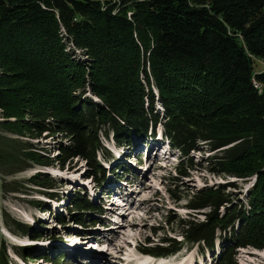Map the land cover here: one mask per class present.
<instances>
[{"label":"trees","instance_id":"obj_1","mask_svg":"<svg viewBox=\"0 0 264 264\" xmlns=\"http://www.w3.org/2000/svg\"><path fill=\"white\" fill-rule=\"evenodd\" d=\"M157 123L179 153V175L193 167L190 150L203 144L212 151L210 172L254 181L245 202L226 190L233 180L187 193L189 211L169 228L183 239L163 232L140 249L165 255L184 240L211 248L217 230L214 264H236L241 246L264 248V0H0L1 191L26 194L35 186L63 201L43 169L24 188L3 178L33 164L61 169L80 157L84 177L100 184L105 169L96 155L108 154L100 133L128 146ZM42 134L64 137L55 154L38 143ZM68 208L100 210L79 192ZM82 212H72L75 222ZM57 218L63 221L61 211ZM4 222L29 235L27 223L6 215ZM0 264H11L2 239Z\"/></svg>","mask_w":264,"mask_h":264},{"label":"rangeland","instance_id":"obj_2","mask_svg":"<svg viewBox=\"0 0 264 264\" xmlns=\"http://www.w3.org/2000/svg\"><path fill=\"white\" fill-rule=\"evenodd\" d=\"M159 125L157 124L154 130L158 129ZM99 137L108 150L107 158H103L100 152L96 155L98 160H106L103 165L104 178L100 184L95 180L90 181L89 177L84 178L86 171L84 160L73 157L61 169L56 165L47 166L50 171L48 173L55 180V190L63 199L56 201L54 205L52 201L43 199V194L39 193L35 186L25 188L26 194L0 189V239L6 244V253L11 264H81L80 260H84L83 258L92 259L90 264H128L126 260L137 264L135 260L139 257V253L134 247L135 244L145 242L147 239L158 241L163 232L167 235L178 233L169 228L176 227V218L185 216L189 211L185 207L187 193L208 185L213 187L218 183L233 180L235 187L227 186L226 190L231 193L233 199L245 202L247 188L254 181L253 176L239 180L210 172L206 158L212 154V151L203 144L190 150L188 155L194 164L190 169H185L187 174L182 176L175 169L180 164L178 151L169 150V153H164L161 149L149 148L152 143H154L152 147L163 143L161 140L164 138L155 141L157 137H144V141H139L136 137L135 144H131V139L128 146L115 145L114 149L112 144H115V141L110 134L105 136L100 133ZM59 141L64 142V137L59 134L53 136L42 134L38 138L39 144L50 149V155L56 153L53 148H56ZM143 145H148L146 151ZM181 160L182 164L186 163L185 158ZM38 169L44 170L42 166L33 164L2 178L6 181L14 179L17 187L24 188V185H27L26 178ZM125 170L127 171L124 174ZM117 176H120L119 179L122 181L118 182L119 192L113 198L107 195L110 185L108 181L111 184L117 183ZM76 192L88 198L93 205L99 206L100 210L98 212L95 209L70 210L69 202ZM36 199L46 201L47 209L41 211L40 205L33 201ZM205 210L207 208H201L193 215L202 219ZM59 211L62 213L63 221L57 218ZM78 211H83L81 213L83 222H75L76 216H71ZM3 213L8 218L27 223L29 235L10 230L14 227L9 228L5 224ZM167 217H172L169 224L164 222ZM152 226L160 228L152 230ZM216 233L217 236L222 235L221 231L217 230ZM36 234L38 236H35ZM217 241V246L214 243L211 248H206L203 244L200 246L184 240L180 248L166 256L161 264H174V261H180V264H214L221 249L220 237H217ZM78 243L79 246L76 245ZM89 243H96L94 245L97 246L95 247L97 251H93L90 247L86 250ZM19 245L27 247L25 250L30 254L16 253L14 250L18 249ZM66 245L76 246L78 249L68 250L64 248ZM262 253L264 248L258 249L249 244L236 248L233 258L236 264H264ZM39 255L42 257L40 258ZM60 255L62 258L57 259ZM145 261L146 259H142L140 262Z\"/></svg>","mask_w":264,"mask_h":264},{"label":"bare ground","instance_id":"obj_3","mask_svg":"<svg viewBox=\"0 0 264 264\" xmlns=\"http://www.w3.org/2000/svg\"><path fill=\"white\" fill-rule=\"evenodd\" d=\"M114 140V139H113ZM152 144H154V143H152ZM149 145V148H151L153 145ZM134 148H136V146H134ZM164 158H166V157H163V159ZM103 164H104V162H103ZM129 196H130V193H129ZM112 204V203H111ZM80 239H83V238H81V237H79ZM100 241V240H99ZM77 246H79L80 245V243H78V244H76ZM69 246H71V245H67V249L68 250H70L71 248L73 249V248H77L78 249V247H76V246H72V247H69ZM89 248H88V245H87V249L86 250H88ZM90 252V251H89ZM259 254H261V252L259 253ZM262 255H264V253H262ZM84 260H80V263L81 264H90L91 262H92V259L91 260H88V259H86V258H83ZM142 259H146V257H142L141 258V260L140 261H142ZM81 261H83V262H81ZM100 261V260H99ZM140 261H137V264H141V262ZM107 262H108V260H107ZM106 262V263H107ZM102 263V262H101ZM117 263V262H116ZM108 264V263H107ZM174 264H180V261L179 262H176V261H174Z\"/></svg>","mask_w":264,"mask_h":264}]
</instances>
